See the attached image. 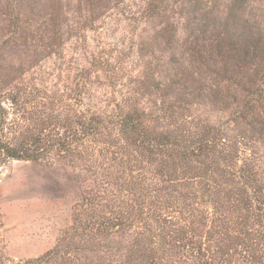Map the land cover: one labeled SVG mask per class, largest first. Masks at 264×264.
I'll use <instances>...</instances> for the list:
<instances>
[{"label": "rangeland", "instance_id": "1", "mask_svg": "<svg viewBox=\"0 0 264 264\" xmlns=\"http://www.w3.org/2000/svg\"><path fill=\"white\" fill-rule=\"evenodd\" d=\"M0 264H264V0H0Z\"/></svg>", "mask_w": 264, "mask_h": 264}, {"label": "trees", "instance_id": "2", "mask_svg": "<svg viewBox=\"0 0 264 264\" xmlns=\"http://www.w3.org/2000/svg\"><path fill=\"white\" fill-rule=\"evenodd\" d=\"M137 120V119H136ZM140 124V122L136 123L133 122L131 115L129 113H125L123 115L122 120H120V126H121V130L126 133V131L132 135V140H136V138L138 137L139 133H137V127ZM90 129H97V128H90ZM218 134H215V132H210L208 135H206V137H198L195 139V141H193L191 144V146H188L190 148L184 147V146H179V144H174L173 142H171L170 144H168L169 140H165L166 144L163 143V141H160L157 146L160 148L161 151H163L164 148H166L169 145H175L178 148V151H174V153H176V156H179L183 159H187L189 157H200V156H204L206 158L209 157L210 154H212L213 152H215L216 146H217V142L220 140L219 137H217ZM135 138V139H134ZM36 141V140H35ZM140 142V141H139ZM39 144V143H38ZM35 144V145H38ZM6 154L8 155V157H11L13 159H24V160H29V159H35L38 157V153L34 154L29 150H23L22 148L18 149V148H6L5 149ZM242 175V174H241ZM240 175V178H242V175ZM261 193L260 190H257V188H254V193ZM196 236V235H194ZM195 240V239H194ZM194 240L192 242H194ZM194 245H197V243H194ZM198 248V249H197ZM201 246H196V250L198 252H201L202 250L200 249Z\"/></svg>", "mask_w": 264, "mask_h": 264}]
</instances>
